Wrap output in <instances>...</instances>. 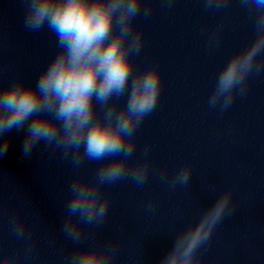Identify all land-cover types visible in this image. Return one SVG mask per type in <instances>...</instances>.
Masks as SVG:
<instances>
[{
	"label": "clouds",
	"instance_id": "obj_1",
	"mask_svg": "<svg viewBox=\"0 0 264 264\" xmlns=\"http://www.w3.org/2000/svg\"><path fill=\"white\" fill-rule=\"evenodd\" d=\"M25 6L23 27L27 32L47 29L56 38V55L33 83L17 76L0 83V136L27 125L22 155L30 157L42 141L45 149L59 151L61 159L79 169L85 162L99 164L95 175H76L68 192L66 218L60 229L76 246L67 264H115L118 245L82 246L84 227L99 229L110 208L102 192L120 181L142 188L151 172V146L145 145L140 159L130 163L136 151V132L157 108L161 70L153 64L143 70L135 57L143 47V32L135 26L138 17L147 20L150 0H21ZM235 2L253 19L254 38L233 53L220 69L208 98V107L221 114L236 97L248 93L253 76L264 73V0H201L205 12L229 9ZM171 11L176 0H161ZM223 25L209 36L219 44ZM126 96V101H120ZM8 141L0 143V158ZM192 165L185 164L169 179L160 173L170 190L189 185ZM234 188L223 191L197 221L179 231L159 264H201L203 250L215 229L235 212ZM149 203L146 211L155 214ZM9 234L23 241L26 257L35 253L27 220L14 214ZM18 254L0 255V264H16Z\"/></svg>",
	"mask_w": 264,
	"mask_h": 264
}]
</instances>
